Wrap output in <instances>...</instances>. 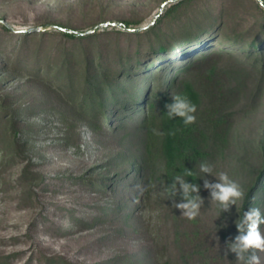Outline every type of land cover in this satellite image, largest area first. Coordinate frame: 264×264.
I'll return each instance as SVG.
<instances>
[{"label": "rangeland", "instance_id": "obj_1", "mask_svg": "<svg viewBox=\"0 0 264 264\" xmlns=\"http://www.w3.org/2000/svg\"><path fill=\"white\" fill-rule=\"evenodd\" d=\"M175 2L0 0V260L45 264L49 257L59 256L72 264H99L147 254L154 264H177L158 189L130 221L107 220L90 229L82 225L70 228L68 220L64 224L62 217L71 209L93 219L110 218L106 210L118 208L111 191L115 185L110 181L118 174L126 175L128 171L123 169L142 158L146 137L133 126L145 112L124 122L121 131L92 144L87 128L75 125L77 120L62 121L61 113H70L57 93L63 81L55 77L42 81L37 75L43 73L42 67L59 64L60 45L68 46L56 34L60 27L96 30L109 39L108 51L113 54L117 44L125 50L128 43L136 42L126 23L132 22L130 28L144 32ZM195 4L191 10L202 13L209 8V13H214L221 5L232 23L248 16L247 22L254 21L257 14L256 0H197ZM30 31L44 34L31 37L22 49V34ZM15 109L23 111L16 129L11 121ZM125 134L128 136L123 138ZM263 141L264 84L257 100L238 113L227 155L221 147L213 146V174L226 172L244 191L251 179L250 168L261 164L252 144ZM262 151L264 156V148ZM239 161L242 169L235 171L233 166ZM227 164L232 165L228 172ZM151 175L156 180L162 176L160 160L153 161ZM98 179L110 183L107 190L91 187ZM134 206L130 203L128 210ZM233 224L231 218L225 225Z\"/></svg>", "mask_w": 264, "mask_h": 264}, {"label": "trees", "instance_id": "obj_2", "mask_svg": "<svg viewBox=\"0 0 264 264\" xmlns=\"http://www.w3.org/2000/svg\"><path fill=\"white\" fill-rule=\"evenodd\" d=\"M175 1L144 32L130 28L132 22L126 23L136 42L128 43L129 48L125 50L117 44L113 54L108 51L109 39L96 30L79 32L60 27L57 31L68 46L60 45L59 64L44 66L43 73L37 75L42 81L52 77L63 81L57 86V93L70 113L62 112V121L77 120L78 123H73L79 128L86 127L89 141L96 144L111 132L125 128L124 122L128 119L145 112L133 128L146 137L142 158L123 169L128 171L126 175L118 174L110 181L115 185L111 189L112 198L118 205V208L106 210L110 211V218H85L71 209L62 221L65 224L68 220L70 228L82 225L85 229L107 220L127 222L135 218L145 201L158 189L168 216L177 264H235V254L230 253L227 258L223 254L225 241L234 239L238 231L235 224L234 227L225 224L231 218L235 223L251 206L264 213V141L256 146L252 144L251 149L258 154L261 164L250 168L251 179L244 190L245 196L237 202V208L233 205L228 212L221 213L217 204L210 203V193L199 178L204 174L198 166L204 161L212 165L213 146L221 147L227 155L238 113L250 107L261 93L264 84V0H256L254 21L247 22L250 16H245L247 19L233 23L225 18L221 5L214 13H209V8L203 14L200 10H191L197 0ZM43 34L42 31L23 33L22 49L27 47L31 37ZM229 61L231 63H227ZM172 93L187 96L196 105L194 124L185 125L180 118H168L165 106L172 103ZM22 114L23 111L14 110L11 119L14 129ZM153 129L163 135H155ZM155 159L162 163V176L157 180L151 175ZM231 168L232 165L227 164L225 169L228 172ZM186 169L193 170L194 175L185 178L189 183L200 185V195L204 198L200 216L191 221L172 207L173 201L163 192V185H170L172 179L183 175ZM233 169L241 171L240 161ZM207 178L216 182L213 176ZM102 180L93 181L91 187L107 190L110 183ZM64 186L69 185L65 183ZM180 199L176 197L177 202ZM132 202L135 206L128 210ZM123 208L126 210L120 211ZM261 229L264 231V225ZM215 235L219 237L220 247ZM259 255L264 261V253ZM146 263L154 264L147 254H136L99 264ZM0 264H7V261L0 260ZM45 264L72 263L63 257L51 256Z\"/></svg>", "mask_w": 264, "mask_h": 264}, {"label": "clouds", "instance_id": "obj_3", "mask_svg": "<svg viewBox=\"0 0 264 264\" xmlns=\"http://www.w3.org/2000/svg\"><path fill=\"white\" fill-rule=\"evenodd\" d=\"M172 103L167 104V116L169 119L180 118L185 125H191L196 122L197 107L191 100L184 95L172 93ZM153 133L162 136L163 133L153 129ZM199 171L204 175L199 177L203 179V188L210 193V203L219 206L220 212H228L231 206L243 200L245 193L240 184L231 179L229 175L221 171L213 175V165L204 161L199 164ZM193 170L184 172L183 175H176L170 185H163V192H166L169 199L173 201L172 207L181 212V216L188 220H195L200 216V210L204 206V198L200 195V185L189 183L185 177H192ZM216 178V182L210 181L207 176ZM181 199L176 201V197ZM218 216L217 218H219ZM238 235L232 240L225 241V258L230 253L235 254V264H264L259 253H264V231L261 225H264V213L260 208L251 206L243 212L242 217L235 221ZM216 244L219 245V237L215 235Z\"/></svg>", "mask_w": 264, "mask_h": 264}]
</instances>
